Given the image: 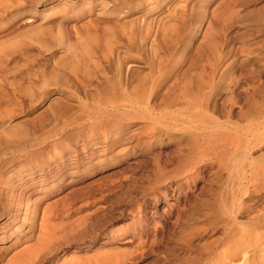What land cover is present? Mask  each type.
Listing matches in <instances>:
<instances>
[{
    "label": "rangeland",
    "instance_id": "1",
    "mask_svg": "<svg viewBox=\"0 0 264 264\" xmlns=\"http://www.w3.org/2000/svg\"><path fill=\"white\" fill-rule=\"evenodd\" d=\"M67 1H69V7L77 8L75 11H78L79 8L84 11L80 9V12L76 11L75 14L78 18L71 24L77 23L80 25L85 20L87 21L89 16L99 20L100 31L98 30L96 40L89 43L90 49L99 48L103 52L104 49L107 50L114 45L109 41L114 31L133 29L136 32L134 33L135 41L133 43L143 42L142 44L149 50L152 43L155 42L152 40L154 39L153 31H156L157 26L159 28L162 26L164 30L159 31L158 35L156 34L158 41L153 46L157 48L161 46L159 47L161 49L162 47L166 48L165 35L175 41L177 40L180 50L185 51L184 56H186V61L180 65L182 67L181 73L189 71L193 67V62L199 57L197 56L199 51H201L203 59L207 57L206 51L209 45L204 34L209 22L214 21L215 27H220V29L218 28L219 30L216 33L218 40L212 43L211 47L221 55L224 66L222 72L226 70L227 74L225 85L229 84L235 90V94L242 100V114L245 115L241 114L239 116L241 109L236 108L235 118L240 123L244 122V124L247 122L248 117L249 121L256 122L254 124L264 122V0H137L138 2L135 1V5L133 4L125 9L118 7V2V6L116 5L115 8L114 6L111 7L112 3L106 6L107 0ZM108 2L110 1L108 0ZM51 6H39L32 21L43 18L45 13L50 12ZM116 7L118 10H116ZM177 10L179 14L181 10L184 11V13H181L185 16L184 20H179L178 23L173 21H176V19L172 20L170 18L173 12H178ZM174 13L172 18L177 14ZM164 17L166 21L163 20ZM162 20L166 22V25L164 22L161 23ZM148 27L154 30L145 36ZM165 30L169 33L166 34ZM174 30L176 35L173 34L175 33ZM171 31H174L171 33L172 37L170 35ZM163 36L164 38H162ZM140 38L146 40L142 39L141 41ZM82 42L83 40H81ZM124 43L123 39L122 44ZM118 44L121 48L125 47L124 49L128 46L133 47L129 41H126L124 47L120 42ZM68 56L71 57L72 55L68 52ZM84 57L85 51L83 52L82 48L77 50L73 58L74 64L81 65ZM142 68L144 73L141 77L144 75V79L141 80L142 84H146L153 77L152 74L154 75L155 68L151 69L149 66ZM191 75V80L196 79V74L192 72ZM49 77L51 75H47L48 79L46 80L42 77L35 78L36 80L33 79L32 83H34L30 85H35V89L33 86L30 89H34L36 94L29 97L30 104L29 99H25L23 107H20L21 110L18 111V107L16 115L8 120V123L10 122L18 133L19 131L21 133V129L24 128L37 130L38 133L48 132L50 136L42 145L49 144V147H45L46 149H43L45 152L37 155L34 159L27 155L30 152H35V149L42 147V145L31 146L30 144L25 150L14 149L13 147L0 148V264H7V259L11 260L16 256L17 259L29 260L35 253L38 255V259L29 262L30 264H64L65 257L75 250H78V252H75L78 257L77 264H125L126 259L133 257L135 258H133L135 260L134 264L136 262L137 264H191L193 260V254L190 251L191 242L195 241V239L191 240V233L195 232V228L198 231L197 234H199L203 232V229H218L220 227L218 226V223H221L218 221L222 220L220 208L231 201V195L238 188L239 190L244 189L243 184L253 185V183H249L252 181L250 177L252 176V169L254 170L257 167L258 172L253 171L254 177L257 173H260L262 168L264 169V143L249 148L243 147V149L237 144L239 149L236 146L235 152L231 147L225 150L224 156L227 155V158H225L227 162L223 160L222 166L216 164L202 167L201 164L197 170L181 173L182 168H184V171L191 165V156L190 159H186L187 157L185 159L181 158L180 150L182 146L188 147L192 143V134L189 133L191 136L187 134V137L184 136V138L178 137L180 134L177 131H171V134L168 135L167 133L165 135L162 131L155 134L154 121L151 120L152 117L159 116L161 112L165 113H162V116L160 115L159 120L166 124H174L176 119H189L187 117L191 112L189 110L186 112L187 109L184 108V105H177L173 108H166V110L162 108L163 111L154 113L153 116L146 111V114H142L143 116L137 115L127 119L126 124L125 121L123 124L126 133L124 132L122 141H119L107 151H102L103 146L101 145L91 150L89 146H86V143H89L90 140L89 134L87 130L84 131L90 122L87 117L82 119V116L86 113L83 111L85 107L81 109L77 106L75 110L78 109V112L72 111L73 114L76 113L71 115L76 118V120H72L73 125L71 120L65 118L56 120L53 113H51L52 110L49 109L52 105H49L58 98L66 100V97L60 91L62 90L61 85L56 84L58 83L56 80L51 82ZM193 82H196V80ZM34 91L33 93H35ZM164 93L165 91L161 89L157 95L159 100ZM175 94L180 95L181 91L176 90ZM220 94L222 101L229 95L228 92ZM71 102L73 103L74 100H71ZM102 102H104V98ZM43 114L46 115L41 116ZM39 117L44 118L40 119ZM147 117H150L151 121ZM48 118L49 120H46ZM237 119L235 120L237 121ZM35 120L38 123L35 124ZM69 121L71 122L69 123ZM30 122L32 123L30 124ZM66 122L69 123V126ZM2 124H0L1 129ZM56 126H62L63 128L60 130ZM79 132L86 134L81 135ZM55 145L58 146L55 147ZM191 155L194 158V153ZM63 159H65V164L61 163ZM185 160L189 164L188 162L185 164ZM170 169L173 170L172 174L170 173V177L168 175L163 180L162 175L168 173ZM258 174L256 180L261 177ZM245 181H247V184ZM11 182L14 186L11 185ZM179 186H181L180 189ZM3 189L5 190L3 191ZM259 189L264 191V187ZM164 190H167L172 197L168 202L163 198H159L156 204L154 200H151L149 204L143 205L145 204L144 201L153 199V195ZM10 191L14 192L13 196H16V201H11L10 195L12 194ZM184 194L192 196L187 201L186 206L185 199H183ZM178 195L182 196L179 202L176 198ZM196 197H199V200H196ZM127 203L129 206L126 208L124 205ZM103 206L105 211L108 212V217H105V221L107 219L109 222L108 225H105L106 230L103 233L98 232L96 234L95 232L94 236L91 232L82 235V232L79 231L81 227L74 223L75 219L83 215H90V212L93 214L96 209H98L96 211H101L100 208H103ZM177 207L178 209L174 211ZM260 207V209L264 207V201L261 202ZM140 209L142 210L140 211ZM142 211L148 212L145 215V220L141 225L134 226V216L137 219L143 217ZM257 211L252 210L254 213ZM43 218L47 221L45 222ZM50 221L53 225L48 228ZM64 222L70 223L60 228L59 226L63 225ZM54 225L59 229H52ZM67 225L68 227L71 226L73 230H70ZM129 225L138 227L136 235H133L131 231L129 232ZM74 226L76 228L78 226L79 229L76 230ZM44 227L51 229L48 236L46 234L47 229ZM198 227L201 228L198 229ZM42 228L44 229L42 230ZM64 228L67 229L64 231ZM119 228L124 231H121V233L127 234L120 235L117 238L113 237L117 229L120 231ZM50 235L51 237L48 238ZM79 235L82 236L81 239ZM144 235L149 236L151 240L159 235V242L154 247L149 248L145 243H142L145 241ZM127 240H131V242H124ZM195 242L197 243V240ZM142 251L145 252L143 259H141ZM98 255L101 257H98ZM107 257L110 259V263ZM101 258L104 263H102ZM73 264H76V261Z\"/></svg>",
    "mask_w": 264,
    "mask_h": 264
},
{
    "label": "bare ground",
    "instance_id": "2",
    "mask_svg": "<svg viewBox=\"0 0 264 264\" xmlns=\"http://www.w3.org/2000/svg\"><path fill=\"white\" fill-rule=\"evenodd\" d=\"M109 1L110 2H108V0L106 1V6L112 3L113 5L111 7L114 6L115 8L118 2L119 6H117L125 9L129 8L133 4L135 5V3L140 0ZM45 5H52L49 10L50 12L45 13L43 18H38L37 20L32 21L38 7ZM75 9L73 7H69V1L67 0H0V124L3 123L2 129L0 128V148L13 147L14 149L20 148L25 150L30 144L31 146H40L48 140L47 138H49L50 134L46 131L38 133L37 130L24 128L23 130L21 129V133L20 131L18 133L16 128H13L14 126H12L10 122L8 123V120H10L13 115H16L17 108L19 107L18 111L21 110L20 107L24 104V100L28 98L30 104L29 97H32L34 96V94H36V92L34 91L35 85H32L34 87L33 90L30 89V87H32L30 84L32 83L33 79L42 77L44 80H46L48 79L47 75H51V77H49V79H51V82L53 80H56L58 82L56 84L61 85L62 90L60 91L62 92V95H65L66 97V100L64 98V100H61L60 98L56 100L54 99L55 101H52V104L50 103L49 105H52V107H49V109L50 111L52 110L51 113H53L56 120L59 118H62V120L63 118L71 121L76 120L74 116H71L74 113H72V111L75 110L77 106L81 107V109L82 107H85V109L83 108V111H85L86 113L82 116V119L87 117L90 122L89 124L87 122L88 127L85 126L86 129L84 131L86 132L87 130V133L89 134L88 137L90 140L89 143H86V146H89L91 150L101 145L103 146V148L101 147L103 150H101L107 151L108 149L116 145L119 141H122L124 139L123 137L125 132L123 124L124 121L126 124L127 119L136 117L137 115H142L146 111L153 116L154 113L163 111L162 108L166 110V108H173L177 105H184V108L187 109L186 112H188V110L191 112L187 117L189 119H176V123L166 124L159 120V118L162 116V113H165L161 112V116H151V120L154 121L155 134H159V132L162 131L165 135L166 133L168 135L171 134V131H177L179 132L178 134H180L178 137L183 138L187 134L189 135V133L192 134V143L188 147L182 146L180 150L181 158L185 159L187 157L186 159H190L191 156V165L184 171V168H182V171L180 169L181 173H189L194 171L195 169L197 170L199 165L201 166V164L202 167L212 166L216 164H221L219 166H222V161L227 158V155L224 156L225 150H228L230 147L234 149L233 152H235V148L238 145L243 149V147L249 148L251 146H257V144L264 143V122H262L261 124H254L255 121L252 120V123L251 121H249L248 117L247 122H245L244 124V122L240 123V121L235 118L236 108L241 109L239 116H241L243 112L241 107L242 100L235 94V90L231 86H229V84L225 85V78L227 74L226 70L222 72L224 66L221 55L211 47V44L215 43L218 40L216 33L220 29V27H218L219 29L215 27V24H213L214 21H212L211 23L209 22V25L204 34L206 41L208 42L207 44L209 45L206 51L207 57L203 59L202 54L200 53L201 51H199V55H197L199 57L193 62V67L189 69V71L187 70L186 72L181 73L182 67L180 65L183 64L184 61H186V56H184L185 51L180 50L177 40L175 41L174 39L169 38L165 35L164 42L165 45H167L166 48L162 47L161 49L159 48L161 47L159 45L158 48L156 46H153L155 45V42L158 41L156 38V34L158 35L159 31L164 30L160 23L158 24L162 29L157 26L156 31H153L154 39H151L155 42H153V44L151 41L152 46L149 50L145 48V46L142 44L143 42H139L138 44L133 43L135 41L134 33H136L133 31V29H129V31H126L121 26L123 30L114 31L109 39L110 43H114V45H117L120 42L122 44V41L124 39L125 43L126 41H129V43L133 47H129L127 45L128 47L124 49V43L122 44L124 48H121L120 46H118V44L117 47L116 45H113L107 50L104 49V51L102 52V50H99V48L90 49L89 46V43L92 40H96L98 32L100 31L99 20L97 18L94 19L92 16L88 15V20H85L84 22H82V24H71V22L75 21L78 18V16L75 14L77 11H75ZM79 9L78 11L80 12L81 9ZM116 10H118L117 7ZM182 10L181 12L184 13V11ZM181 12L180 14L179 11H175V13L177 14L173 12L175 16L172 18V13L170 18L172 20L176 19V21L173 20L176 23H178L179 20H184L185 16ZM167 18H169V16H167ZM164 19L165 17L163 18V20ZM163 20L161 23L164 22L166 25V19L165 21ZM168 25L170 26V24ZM150 27H148V32L145 34V36L150 34L152 30H154H151V28L153 27ZM164 27L166 28L167 26ZM175 30L178 31L177 29ZM165 31L166 34L169 33L167 32V30ZM174 31H171L170 35ZM176 31L173 34L176 35ZM162 38H164V36ZM81 40H83L82 43ZM81 48L83 49V52L85 51V57L82 59V64L77 65L74 64L73 58L75 57V53L77 52V50ZM68 52L72 55L71 57L68 56ZM144 66H146V68L147 66H149L151 67V69L155 68V73L154 75L152 74L153 77L146 84H142L141 80L142 78L144 79V75L143 77H141L144 73V70H142V67ZM192 72L193 74L197 75L196 79L194 80L190 79V77H192ZM195 80L196 82H193ZM49 85L51 84L49 83ZM161 89H163L165 93L162 94L163 97L159 100L157 95L159 94ZM176 90H180L181 94L176 95ZM33 91L35 93H33ZM222 92H228L229 94L228 97L223 101L220 94ZM100 96L103 97L99 98ZM106 97L108 98L106 99ZM103 98L104 102H102ZM71 100H74L75 103H72ZM75 111L78 112V109H76ZM69 114L70 116H68ZM173 114H175V112H173ZM45 115L46 114H43L41 116ZM242 115L244 116L245 114ZM55 118L52 119L55 120ZM147 118L149 119L150 117ZM235 119H237V121ZM46 120H49V118ZM240 120L242 119L240 118ZM40 121L39 124L41 125ZM71 121H69V123ZM172 121L170 122L173 123ZM36 122L38 123V121L35 120V124ZM31 123L32 122H30V124ZM69 123H67L68 126ZM47 124L49 125V123ZM73 124L74 123L72 121V125ZM56 128H59L61 130V128L63 127L56 126ZM79 133L81 135L84 134V132ZM52 137L54 136L52 135ZM98 137L99 139H97ZM57 146L55 145V147ZM45 147H49V144H46L44 146L42 145V147L40 146L39 148L35 149V152H30L27 156L31 158L33 157L34 159V157H36L37 155L45 152ZM55 147L54 151L56 150ZM192 153H194V158L191 155ZM24 154L26 155V153ZM185 161L186 162L184 163L187 164L188 161ZM225 162L227 161L225 160ZM61 163L65 164V159H63ZM246 167L247 165L245 166V168ZM170 170H168V173H164L165 175H162V177L164 178H162L163 180H165L168 175V177H170V173L172 174L173 171L172 169ZM254 170L256 173L257 167H255ZM254 170L252 169V176H250L252 178V181L249 182L250 184L253 183V185L249 186V184L244 185L242 183L243 186H245L244 189L239 190L238 188L239 191L237 190L231 195V201L224 204L220 208V215H222V220L218 221L221 222L218 223L219 225L217 224L218 226H220L218 229L211 228L207 230L206 228L203 229V232L197 234L198 231H196V228L194 227L195 232L191 233V240L195 239V241L197 240V243L195 241L191 242L190 251L191 254H193V260L191 264H264V207L260 209V204L262 201H264V191H260L259 189L261 187H264V169L262 168L260 170V173H257L258 175H261V177H258L257 180L255 179L257 177V174L256 177L253 176ZM43 173L46 174V172L44 171ZM249 174L251 175V173ZM244 176L245 175H243V177ZM6 182L8 183V181ZM246 182L247 181H245V183ZM5 186L7 185L5 184ZM178 188L180 189L181 186H179ZM4 190L5 189H3V191ZM6 193L8 194V192ZM10 193L12 194L10 195V199L11 201H14L16 199V196H13L14 192L10 191ZM184 195L185 196L183 199H185L184 202L186 206L187 201L192 196H190L189 194ZM144 196L146 195L144 194ZM152 197L153 199L144 201L145 204L143 205L149 204L151 200H154L156 204L159 198H163L166 202H168L172 198L167 190H164L161 193L159 192ZM176 198L179 202L182 196L178 195V197ZM197 199L199 200V197H196V200ZM128 206V203L124 205V207L126 208ZM100 209L103 214H101V211H96L98 210L96 209L95 211L93 210V214L90 212V215H83L82 217H78L77 219H75V221L72 220L76 225H79V227H83L82 230L81 228L79 230L80 232H82V235H86V233L89 234V232H91V234L94 236L95 232L96 234L98 232L103 233L106 230L105 225H108L109 222L107 221V219V222L105 221V217H108V212L105 211L104 206ZM177 209L178 207L175 208L174 211H176ZM141 210L142 209H140V211ZM252 210L258 211L254 213L252 212ZM147 213L148 212H143V217H140L138 219L136 216H134L135 220L133 222V225H141L145 220V215ZM44 221L46 222L47 220L44 219ZM69 223L64 222V224L60 225L59 227L61 228ZM49 224L48 228H51L53 223L51 224L50 221ZM133 225H129V232L131 231L133 235H136V230L138 229V227H134ZM59 227L54 225L52 229L55 228V230H57L56 228L59 229ZM74 227L76 228V226ZM79 227L77 226L78 229ZM44 228H42V230ZM68 228H70V230L72 229L71 226ZM200 228L198 227V229ZM65 229L67 228H64V231ZM48 230L49 229H47L46 232L47 236L50 233L51 229L49 231ZM117 230L114 232L113 237L117 238L120 235L123 236L127 234L121 233L123 229H120V231ZM51 232L53 233V231ZM111 232L113 231L111 230ZM51 235L48 238H50ZM85 237L88 238L87 236ZM144 237L145 241H143L142 243H145V245L149 248L157 245L160 238L159 235H156L152 240L147 235H144ZM81 238L82 236H80V239ZM124 242H131V240H127ZM146 251L148 250L146 249ZM75 252H78V250H75L65 257L64 264L65 262L66 264H71L73 261V263H75V261L76 264L78 263V257ZM144 255L145 252L142 253L141 259H143L142 257ZM98 257L101 256L98 255ZM133 258L126 259L125 264H128L129 262L130 264H134L135 260H133ZM35 259H38V255L36 253L35 255H32L29 260L25 259L26 261L24 259L22 260V258L17 259L16 256V258H13L11 260L7 259L6 262L7 264H30L31 261L33 262ZM107 259L110 263V259L108 257ZM102 260L103 259L101 258V261ZM102 263H104V261H102Z\"/></svg>",
    "mask_w": 264,
    "mask_h": 264
}]
</instances>
